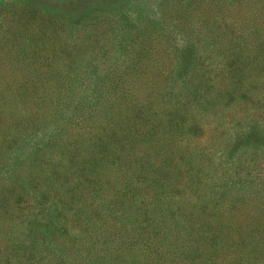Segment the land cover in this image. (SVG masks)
Here are the masks:
<instances>
[{"label":"trees","instance_id":"16d2710c","mask_svg":"<svg viewBox=\"0 0 264 264\" xmlns=\"http://www.w3.org/2000/svg\"><path fill=\"white\" fill-rule=\"evenodd\" d=\"M90 1L0 8V264H264V0Z\"/></svg>","mask_w":264,"mask_h":264},{"label":"rangeland","instance_id":"374dc122","mask_svg":"<svg viewBox=\"0 0 264 264\" xmlns=\"http://www.w3.org/2000/svg\"><path fill=\"white\" fill-rule=\"evenodd\" d=\"M7 1H11V0H0V8L3 7L2 5L5 4ZM72 1H73V5H70ZM75 1H77L76 2L77 4L75 3ZM179 1H181L182 3H185V2H188L189 0H106V1L104 0L105 5L108 6L107 10H109V12H111V8L113 5L117 8L116 12L118 11L127 12L128 8L130 10H134L136 9L134 7H139V8L141 7L145 11H147L146 12L147 16H150V15L155 16L158 13H160L159 17L163 15L167 16V18H165L166 21L172 20V18L175 16V13L172 12L171 10L172 8L170 5L171 4L176 5V3H178ZM47 2H48V5L53 10L51 11V13L54 14V16L56 17H60L61 15H66V16H72L74 14L77 15L79 12L78 10H80V8L83 7L82 3H80L79 0H47ZM95 4H96V0H91L89 2L90 7L94 6ZM68 5H70V7ZM202 6L206 7L205 14H212V12L214 11L213 9H211V7H208V3L206 2H203ZM75 7L77 9H75ZM150 10H153V12H151ZM130 13L131 11H129V14ZM79 26L82 27L81 24H79ZM87 32H89V30ZM86 34H91L90 36H93L92 32L86 33ZM111 45H114V43L111 42ZM253 147L264 150V139H259L257 142L254 143Z\"/></svg>","mask_w":264,"mask_h":264}]
</instances>
